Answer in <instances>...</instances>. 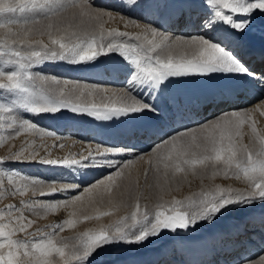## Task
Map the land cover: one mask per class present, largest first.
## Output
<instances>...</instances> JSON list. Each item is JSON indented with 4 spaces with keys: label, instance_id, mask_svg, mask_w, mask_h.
<instances>
[{
    "label": "snow or ice",
    "instance_id": "snow-or-ice-1",
    "mask_svg": "<svg viewBox=\"0 0 264 264\" xmlns=\"http://www.w3.org/2000/svg\"><path fill=\"white\" fill-rule=\"evenodd\" d=\"M130 4L143 6L142 0H130ZM204 6L208 14L199 26L205 31L223 29L244 35L258 18H264V0H204ZM73 9L77 11L65 16ZM119 18L125 29L138 31L106 27L116 14L94 6L91 0H0V147L22 134L41 141L37 146L35 139L26 140L19 150L0 156V203L19 197L18 204L0 207V264H90L94 254L107 246L141 244L166 231H186L200 222L211 224L234 207L264 205V130L253 118L256 112L264 115V101L252 108L221 112L195 127L164 133L147 153H136L135 146L128 144H89L86 155L70 152L52 158V148L66 146L64 138L26 118L27 114L35 118L67 109L100 121L148 118L147 130H158L166 116L164 93L176 80L247 78L249 84L264 87V75L250 71L223 41L205 35H174L152 24L141 25L130 16ZM110 54L118 55L126 66L128 80L123 89L109 90L34 71L46 62L91 64ZM245 126L250 130V143L243 142ZM45 138L54 143L47 145ZM137 160L148 164L145 180L151 173L160 193L151 208L137 196L131 211L111 222L70 237L59 235L82 223L113 217L121 206L128 207L121 201L102 210L95 206L96 198L111 197ZM24 163L65 171L44 179L11 166ZM90 169L109 171L85 186L63 182L86 175ZM189 175L202 181L205 177L235 179L244 187L215 184L183 198H164L163 193L172 191L174 184L178 191ZM56 196L63 198L45 199ZM86 199L93 206L92 213L78 214L76 205ZM64 208L72 211L62 221L29 231L36 221L26 212L46 218ZM260 227L264 232V219ZM239 264H264V254L241 257Z\"/></svg>",
    "mask_w": 264,
    "mask_h": 264
},
{
    "label": "bare ground",
    "instance_id": "bare-ground-1",
    "mask_svg": "<svg viewBox=\"0 0 264 264\" xmlns=\"http://www.w3.org/2000/svg\"><path fill=\"white\" fill-rule=\"evenodd\" d=\"M93 1L121 9L127 15L134 17L138 15L143 21L150 22L153 26L160 27L162 31L174 35L175 31L179 30V35H205L206 38L214 41H223L250 71L264 75V25L255 24L244 35H231L223 29L205 31L200 28L199 21L207 16L208 10L201 0H167L160 11L158 9L159 4L162 5V0H146L143 9L132 7L131 10L127 8L130 4L129 0L123 3V6L119 0L118 2L117 0ZM104 64V67L102 66L98 71H90L88 74L85 72V77L89 81H94V85L97 84L96 82H105L106 85L102 87L109 90L125 88L127 86L124 83L127 77L125 70L120 69L113 59L106 60ZM166 90L168 96L167 98L164 96L166 116L160 122L158 130H147L151 121L144 118L131 120L136 126L133 134L124 133L122 131L124 129L118 128L119 125L116 127L112 123H100L101 128H97L94 131L97 133L93 136L96 137L99 132L98 140L102 144L134 145L136 153H147L154 143L160 142L159 137L164 133H170L178 128L185 129L201 118H208L211 115L209 113L252 108L264 101V87L249 84L247 78L238 81L220 76L183 78L174 81ZM55 129L58 131L60 128ZM129 130L132 131L131 128ZM41 169L38 170L46 171L51 178L56 172H62L60 169L52 170L45 166ZM93 171L77 178L68 177L63 182L84 183ZM65 175L67 176L66 172ZM262 219H264V205L258 206V204L256 207L245 209L238 217L220 215L219 222L217 221L218 223L209 229L190 228L184 230L182 234H174L168 243L148 249L142 262L140 260L139 263L135 262L136 264H239L241 257L257 258V253L264 254V232L260 227ZM131 261H109L104 264H134V261Z\"/></svg>",
    "mask_w": 264,
    "mask_h": 264
},
{
    "label": "rangeland",
    "instance_id": "rangeland-1",
    "mask_svg": "<svg viewBox=\"0 0 264 264\" xmlns=\"http://www.w3.org/2000/svg\"><path fill=\"white\" fill-rule=\"evenodd\" d=\"M122 2L121 6H123L128 0H119ZM130 1V0H129ZM204 4V0H201ZM91 2L94 4L96 7H100L103 9H106L108 11H112L114 14H119L116 16V19L114 21H109L105 26L108 28H119L121 31H138V29L134 28H127L125 29L124 27V22L119 18L120 14L125 17H132L133 19H137L138 22L143 25L144 24H150V22L143 21L138 15V17L135 15H127L124 13L121 9H114L111 6L96 3L93 0ZM118 2V0H117ZM119 2V3H121ZM143 6L146 2V0H142ZM167 0L163 1L162 0V5L159 4V11L164 8V5L166 4ZM124 3V4H123ZM164 4V5H163ZM127 6V5H126ZM125 6V7H126ZM143 6L141 9H143ZM122 8V7H121ZM128 10H131V4L127 6ZM72 11H77L75 9L71 10L69 13H66L65 16H70ZM119 16V17H118ZM79 21V17L77 18V21H74V23H77ZM122 21V22H121ZM146 22V23H145ZM45 23H47L45 21ZM256 24H261L264 25V18H258ZM179 30L175 31V35H179ZM178 33V34H177ZM39 38V37H35ZM45 41L47 42V38L44 37ZM113 59L117 63L118 67L122 70H125V81L124 83L127 84L128 80V72L126 70V66L123 64L121 61L120 57L116 54H110L109 56H102L100 57L96 62L91 63V64H70L67 62H61V61H53V62H46L42 65L37 66L34 71H40L44 74L48 75H54L62 80H71V81H80L81 83H87L89 85H94V81H89L85 77L86 74L90 73V71H98L99 69H102L101 67H104V63L106 60ZM97 69V70H96ZM62 72V73H61ZM64 72V73H63ZM67 72V73H66ZM70 72V73H69ZM86 72V74H85ZM61 73V74H59ZM83 74V75H82ZM98 86L102 87L103 85H106L105 82H96ZM71 87V85H69ZM164 96L167 98V90L164 93ZM227 110L221 111L225 112ZM221 112L219 113H214V115H209L208 118H201L199 121H197L195 124H192L188 127H195L198 122H203L205 120L211 119L214 116H218ZM26 118L29 119H34L36 123L42 128L48 129L50 131L55 132L57 135L59 134L60 137H64L63 141L65 143V147L63 149L60 148H52L51 149V155L52 158L56 157H64L68 153H81L84 152V154H87V148L89 144H91L92 147H95L97 144H102L98 139V134L95 136L97 132V128H101L100 123H112L115 124L116 127L122 128L124 133H130L133 134V129L136 128L134 126L133 122L127 118H121L119 120L115 121H100L97 120L93 117L86 116V115H79V114H74L70 112L69 110L65 109L62 110L61 113L57 114H46V115H41L39 117L33 118L31 114H27ZM257 121V127L259 129L264 130V115H261L260 112H256L253 117ZM118 122H120L118 124ZM124 122V123H123ZM55 128H60L58 131ZM83 128V129H82ZM131 128L132 131L129 129ZM75 131H74V130ZM82 129V130H81ZM128 129V130H127ZM179 131H182V128ZM172 131L170 133H174L178 131ZM85 130V132H84ZM74 131V132H73ZM249 129L247 126L244 128V138L243 142L244 143H250L249 139ZM77 132V133H75ZM85 134L84 136L82 133ZM62 133V135H61ZM89 134V135H88ZM66 138H65V136ZM77 135V136H76ZM94 135V136H93ZM82 136V137H81ZM87 136V137H86ZM36 140L37 141V146L41 143L38 137L32 134H22L18 138L6 143L4 146L0 147V156H6L9 151H17L19 150L23 145L26 140L31 141V140ZM61 141H57L59 143ZM82 142L84 144H82ZM44 143L47 145L51 146L54 141L52 138H45ZM14 146V147H13ZM44 151L41 150V155H44ZM130 158V157H129ZM147 158H145L146 160ZM145 160H137L133 166H131L127 171L130 173V175H127L126 178L120 182V187L114 190L113 194L111 197H105L102 201L99 200V197L96 198V205L97 207H100L102 210L112 206V204L120 203L121 201L124 202V204L129 205L128 207L121 206L120 211L116 213L115 216L113 217H106L102 221L97 222V221H89L86 223L80 224L75 230H65L62 233H59L60 236L63 237H70L74 235L75 232L83 231L88 228H93L97 227L98 223H109L112 220L116 219L118 216L123 215L129 211H131L130 205L134 203L135 198L137 196L140 197L141 204H147L149 208L152 207L153 204L156 203L158 195H160L158 189L154 186V181H153V176L151 173H149L147 180H145V170L148 169V164L145 162ZM28 165H21V164H14L11 165L14 168L20 169L25 174H30L31 176H40L43 177L44 179H51V176L48 175L46 171H39L43 166L38 165L35 163H28ZM34 164V165H33ZM25 166H28L27 168ZM33 166V167H32ZM42 166V167H41ZM22 169H21V168ZM46 167V166H45ZM39 170H38V169ZM35 169V170H34ZM42 170V169H41ZM60 171H65L63 169H60ZM93 171L92 169L88 170ZM97 173H96V172ZM108 169H95L92 173V175L84 182L82 183V186L87 185L88 183L100 179L102 176L107 175ZM42 172V173H40ZM45 173V174H44ZM47 174V175H46ZM95 174V175H94ZM98 175V176H97ZM81 175H78L77 177H80ZM49 177V178H48ZM76 177V178H77ZM139 180V184L137 185L135 183L136 180ZM215 184H221L224 186H229L231 185L232 187L235 188H243L244 185L242 182L237 181L235 179H224L223 177H217L215 180L209 179L205 177L203 181L198 177V176H192L189 175L187 177V180L182 182L181 185L179 186V190H176V185H172V191L170 192H165L163 193L165 199H171L173 196L177 198H183L185 196H188L192 193H195L199 191L202 187L210 188L213 187ZM31 195V193H29ZM63 197H46L45 199H62ZM111 199V204L109 203V200ZM8 203H14L18 204L19 203V197L16 198H10L4 200L2 203H0V207L3 205H6ZM260 204H258L259 206ZM257 206V205H256ZM255 206V207H256ZM249 209V208H245ZM245 209H240V208H232L231 210L223 212L221 215L222 216H227V217H238ZM78 214H91L93 211V206L90 205L87 201V199L82 203L76 205V209ZM72 211L71 208H64L61 209L58 213L56 214H50L46 218H39L36 216L31 215L30 213H25V215H28L31 219L36 221V224L33 226L32 229L29 231H35L36 228L38 227H43L44 225L48 224H53L62 221L65 219L68 215V213ZM220 215L216 218V220L209 224L206 222H200L198 223L193 229L197 228H205L209 229L212 225L216 224L219 222ZM218 221V222H217ZM49 231L51 229H48ZM184 230H177L176 232H171V231H166L161 234L159 237L155 238H150L149 240L141 243V244H115L111 246H107L105 248H102L98 250L96 254L91 258L90 264H104L109 261H124V262H130V260L134 261L133 263L136 264L142 262V259H145V254L150 248H155L161 244L168 243L172 239V235L174 234H182ZM19 238L23 239L24 235L20 234ZM138 260V261H137ZM131 261V262H132ZM136 261V262H135Z\"/></svg>",
    "mask_w": 264,
    "mask_h": 264
}]
</instances>
